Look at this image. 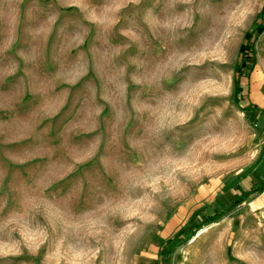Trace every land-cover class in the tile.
I'll use <instances>...</instances> for the list:
<instances>
[{
  "label": "rangeland",
  "instance_id": "rangeland-1",
  "mask_svg": "<svg viewBox=\"0 0 264 264\" xmlns=\"http://www.w3.org/2000/svg\"><path fill=\"white\" fill-rule=\"evenodd\" d=\"M263 6L0 0V264H264Z\"/></svg>",
  "mask_w": 264,
  "mask_h": 264
},
{
  "label": "trees",
  "instance_id": "trees-1",
  "mask_svg": "<svg viewBox=\"0 0 264 264\" xmlns=\"http://www.w3.org/2000/svg\"><path fill=\"white\" fill-rule=\"evenodd\" d=\"M260 20L254 24L252 28L246 29L243 32V41L238 47V59L235 61L233 66V85H232V98L237 106H241L243 102L245 105L243 109L256 108L253 103H249L245 99V89L240 83V79L243 76H247L254 66L255 63V39L264 29V6L258 12ZM258 111L264 113V109L258 108ZM264 189V179L253 184L249 189L242 191L237 195L236 201H240L245 198L248 194L254 191H261ZM236 201H231L227 206L221 209L219 212L213 213L206 216L201 220L200 224L212 221L214 218L226 213L232 207L235 206Z\"/></svg>",
  "mask_w": 264,
  "mask_h": 264
},
{
  "label": "crops",
  "instance_id": "crops-1",
  "mask_svg": "<svg viewBox=\"0 0 264 264\" xmlns=\"http://www.w3.org/2000/svg\"><path fill=\"white\" fill-rule=\"evenodd\" d=\"M252 109H255V108H252ZM246 110H250V109H246ZM256 113L259 114V118H262V120L259 119V121H260L261 124L264 125V113L259 112L258 111V108H256L254 114H256ZM258 164H259V167H258L257 174L260 173V171H262V173H264V162L263 161H260ZM144 256H146V255H135L133 257L131 263L132 264H159L157 258H155L153 256H147V258H148L149 261H148V263H144V261H143L144 259L142 258Z\"/></svg>",
  "mask_w": 264,
  "mask_h": 264
}]
</instances>
